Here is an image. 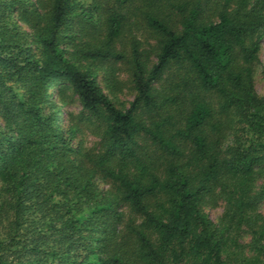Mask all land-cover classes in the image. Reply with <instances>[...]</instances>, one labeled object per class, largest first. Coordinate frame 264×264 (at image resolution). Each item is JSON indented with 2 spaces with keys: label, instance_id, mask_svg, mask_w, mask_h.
Listing matches in <instances>:
<instances>
[{
  "label": "trees",
  "instance_id": "16d2710c",
  "mask_svg": "<svg viewBox=\"0 0 264 264\" xmlns=\"http://www.w3.org/2000/svg\"><path fill=\"white\" fill-rule=\"evenodd\" d=\"M216 1L210 20L205 0H0V264H264V0ZM133 18L157 34L152 62L134 36L115 49ZM93 19L102 39L70 53ZM73 54L126 60L129 105Z\"/></svg>",
  "mask_w": 264,
  "mask_h": 264
},
{
  "label": "rangeland",
  "instance_id": "374dc122",
  "mask_svg": "<svg viewBox=\"0 0 264 264\" xmlns=\"http://www.w3.org/2000/svg\"><path fill=\"white\" fill-rule=\"evenodd\" d=\"M206 11L203 10L202 16L204 18H210L214 20L216 10L218 9L216 0H205ZM168 12V10H166ZM132 20V21H131ZM131 25L129 30L131 31V36L126 37L123 41H117L115 43V49L121 51L122 49L126 54L129 53L130 40L135 37V41L138 43V47L143 51V57L148 61L152 62L154 60V54L157 47V34L151 29H147L140 18L130 19ZM173 27H177L174 25ZM71 35L74 36L68 47V51L71 53L75 45H84L97 43L104 36L102 26L97 22L96 19L92 20V23L84 24V22L75 23L71 27ZM97 45V44H95ZM127 57V56H126ZM258 58L260 60V65L256 68L253 75L254 88L256 92L264 96V74H262L261 65L264 64V37L260 40V50L258 53ZM72 61L76 62L80 66H89L92 72L95 73L96 80L100 85L102 91L106 93L109 98L114 102L117 107L125 106L127 107L129 103L133 100L135 92L133 85L129 78V68L125 61L108 59L101 61H89V59H83L78 54H73L71 57ZM111 77H113V83H111ZM161 81H156L154 83L155 89L159 92V87ZM112 84V86H111ZM162 88V87H160ZM54 91V90H53ZM56 91V90H55ZM54 91V92H55ZM166 91V88L163 90ZM67 92L66 90L64 93ZM65 99L63 104H59V117L64 121L66 126L72 125L79 120L78 114L82 112L79 101L75 95H70ZM65 96V95H64ZM57 101L56 98H54ZM146 114H143V117ZM146 117V116H145ZM84 122H80L76 128V137L83 141V144L87 147H95L98 149V136L93 132L91 128H87ZM97 184L100 188H105L107 185L97 179ZM262 211L264 210V203L261 206ZM205 213L214 221L217 220L218 216L222 213L223 206L221 202H213L208 204L203 209Z\"/></svg>",
  "mask_w": 264,
  "mask_h": 264
}]
</instances>
